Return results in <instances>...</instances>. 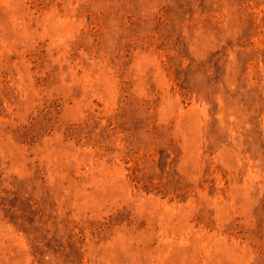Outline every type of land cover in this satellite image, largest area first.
Returning <instances> with one entry per match:
<instances>
[{
  "label": "rangeland",
  "instance_id": "1",
  "mask_svg": "<svg viewBox=\"0 0 264 264\" xmlns=\"http://www.w3.org/2000/svg\"><path fill=\"white\" fill-rule=\"evenodd\" d=\"M0 264H264V0H0Z\"/></svg>",
  "mask_w": 264,
  "mask_h": 264
}]
</instances>
